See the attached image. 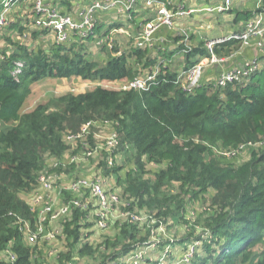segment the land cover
Masks as SVG:
<instances>
[{
    "label": "trees",
    "instance_id": "16d2710c",
    "mask_svg": "<svg viewBox=\"0 0 264 264\" xmlns=\"http://www.w3.org/2000/svg\"><path fill=\"white\" fill-rule=\"evenodd\" d=\"M22 1L0 0V10L4 2L13 5ZM239 16L247 20L251 12ZM8 26L23 34L19 23ZM115 26L107 27L105 35L118 28V24ZM39 33L47 31L35 30L32 36ZM91 36L85 40L90 41ZM6 40L14 47L0 55V122L4 125L0 130V253L10 246L16 255L14 264H44L41 255L34 256V248L25 242L19 230V220L29 221L34 228L36 217L21 194L36 187L38 175L49 158H61L69 152L72 145L66 140L68 134H77L85 124L105 121L114 126L120 146L131 148L135 154V171H128L123 179L117 176L118 167L107 166L106 161L100 163L105 170L103 175H111L110 182L115 180L112 190L127 195L126 210L135 206L145 208L143 211L161 221L162 216L182 208L179 194L164 190L171 184L178 183V189L192 198L213 190L211 212L204 219L210 239L199 241L201 248L189 264H264V246L255 253V247L264 244V149L253 150L251 157L238 167L222 162L214 154L219 148L234 151L241 144L255 145L264 140V66L245 81L224 88L208 82L186 93L174 83L176 73L169 70V65L160 64V74L148 89L97 86L52 98L21 113L34 81L48 77L133 81L150 72L157 59L150 49L133 44L124 51L112 46V53L103 44L101 50L108 54L102 63L91 58L83 40L54 42L46 50ZM201 43L202 46L185 53L184 68L197 62L191 59L196 55L209 56ZM239 48L240 42L232 40L214 47V53L230 55ZM260 57L264 61V54ZM19 61L22 66L13 74ZM149 163L159 167L154 171V179L138 174ZM62 168L55 171H64ZM88 216L84 209L72 210L62 232L67 250L57 254L56 264L72 262L75 254H94L93 240L83 242L84 230L93 224L86 223ZM113 224L119 243H110L106 238L104 249L116 245L120 252L109 255L101 264L123 260L145 242L141 233L150 236V229L129 220ZM190 242L171 244L181 247ZM175 254L180 257L179 252ZM174 258L170 257L168 264H173Z\"/></svg>",
    "mask_w": 264,
    "mask_h": 264
},
{
    "label": "built area",
    "instance_id": "2783aa9c",
    "mask_svg": "<svg viewBox=\"0 0 264 264\" xmlns=\"http://www.w3.org/2000/svg\"><path fill=\"white\" fill-rule=\"evenodd\" d=\"M233 0H222L217 4H211L206 7L186 8L182 4H176L175 0H144V10L151 13V17L142 20L135 32L133 33V45L138 48H147L151 51L157 49L159 39L155 34L162 29H172L179 20H182L191 14H198L202 11L210 13H222L229 11L232 8ZM138 0H91L89 4L83 6L77 16L69 13H62L58 8L46 3L44 0H37L34 11L37 19L35 24L40 31L46 30L54 35V40L57 43H67L72 37L85 38L94 33L96 26V13L118 10L126 14V17L131 20L133 18L132 11L135 9ZM3 8L0 10V31L8 26L7 19L8 10L12 6L8 2L3 3ZM114 28L112 30H115ZM183 39L186 43L178 45L181 47L179 52L185 54L192 50L188 45L190 33L180 28ZM132 33H127L131 35ZM110 35L106 37H98L97 45L108 44ZM203 47L209 52V56L200 57L197 62L184 68L176 73L174 83L184 92L190 93L195 90L203 80V73L207 66L225 62L214 53V47L217 45L236 40L240 42V48L245 46H255L260 55L264 54V1L259 0L255 10L251 12V16L245 20L240 30L234 31L227 35L203 40ZM162 42V41H160ZM168 65L167 61H161L156 64L150 72L144 76H139L133 81L127 83V88H134L137 90L148 89L150 82L155 80L160 74L161 65ZM22 62H17V67L13 74L19 72ZM260 68L258 57L248 59L238 65L229 69L221 71L215 81L214 85L218 88H224L228 85L239 83L247 80L255 71ZM90 123L81 127L77 134H68L66 140L72 145L73 149L84 148L83 155H72L65 158H51V165L46 166L38 175L36 187L29 192L31 199L28 201L31 211L36 213L34 228L29 221L19 220V230L23 235L27 244L33 248V243L41 236L46 238H54L55 234L63 235V225L67 221L73 209L81 208L88 211V220L94 221L100 230H106L114 222L118 220H129L132 223L144 225L150 229V233L156 232L164 233L165 229L161 221H158L147 211H135L120 209L121 198L117 190H112L110 179L103 175H96L92 178L88 176H81L74 178L71 182H66L64 171H55L56 168L70 166L74 163L84 164L87 158L93 156L96 149H89L85 145L82 138L87 133ZM117 135H113L107 142L108 151L115 150L118 146ZM254 146L251 142L241 144L236 150L230 151L233 153L244 149L246 147ZM228 153V154H229ZM111 166L112 162L109 161ZM57 180H59L57 184ZM55 183L58 188L55 187ZM55 191L56 194H51ZM55 223H59V228L56 229ZM158 224V226H155ZM48 226L52 227L50 232H46ZM50 229V227H49ZM85 231V230H84ZM151 234V236H152ZM90 240V235L87 237ZM92 240V239H91ZM199 241H192L183 244L181 247H174L171 243L162 247L160 255L153 261L155 264H168V260L173 253L179 252L180 257L171 259L173 264H189L195 257ZM138 244L136 248L130 252L123 260L114 259L108 261L106 264H153L149 263L148 257L143 256L144 247ZM148 247V246H147ZM151 247V245H149ZM175 249V251H174ZM147 252V251H146ZM5 258L0 261V264H14L16 260L15 253L10 249V246L3 252ZM175 256V255H174ZM140 261V262H139ZM146 262V263H145ZM67 264H72L67 263Z\"/></svg>",
    "mask_w": 264,
    "mask_h": 264
},
{
    "label": "rangeland",
    "instance_id": "374dc122",
    "mask_svg": "<svg viewBox=\"0 0 264 264\" xmlns=\"http://www.w3.org/2000/svg\"><path fill=\"white\" fill-rule=\"evenodd\" d=\"M37 0H24L20 4H13L8 10V16L7 19L9 21V24L12 22H17L23 27V34L20 35L18 31L10 30L9 26L4 27L0 31V55L3 54V52L7 53L9 52L14 46L9 43V41L6 40V38H9L11 41L14 42H20L28 47H42L43 49H49L51 45L54 43V35L52 33L47 32L46 34L39 33L37 37L32 36V31H40L37 28V25L35 24V21L37 19L36 13L34 11V6ZM46 3H49L50 5L54 7H59V5H64L66 8L73 7V5H78L79 0H44ZM255 0H233L232 1V13H236L238 11H250L255 10L256 3L253 5L252 2ZM209 3L217 4L219 3L218 0H209ZM253 5V7L251 6ZM57 5V6H56ZM82 5V3H80ZM252 8V9H251ZM254 8V9H253ZM67 10V11H69ZM112 13L110 15L111 22L107 21V23H103V25H98L95 27L94 31L97 29L98 33L97 36L96 32L92 34V38L90 41L85 40L84 38H76L72 37L67 44L71 42L79 43L80 41H84L85 47H87L88 53L91 56V58L101 61L102 63L105 61L108 52L105 50H101V47H99L96 42L97 38L100 37H106L105 32L107 27L112 25L113 27H116L115 25L118 24V28L115 30H110L109 35L110 39L108 41V44L106 46L109 53H112V46H116L120 51H124L130 47V44L133 43V32H134V23L133 20L131 21L129 25V20L127 17H125L123 14H121L120 11L115 10L111 11ZM229 12L224 11L222 13H210V12H200L196 16V18H204L207 19V17H211L213 22L217 25L219 22H222L225 20V15H227ZM133 15V14H132ZM103 18V15H102ZM123 18V19H122ZM195 17H188L186 18L192 19ZM185 19V20H186ZM239 20V19H238ZM241 20V19H240ZM175 26L172 28L174 29ZM181 27H178L177 29L173 30V37H172V43L175 46H172V48H176L178 45H182L186 43L183 39L182 33L183 31H180ZM185 31L189 32L188 29L182 27ZM221 29H217V31H220ZM171 31V30H168ZM214 31L207 33V37H203V40L210 39V36H214ZM127 33H132L131 35H127ZM190 33V32H189ZM190 35V34H189ZM171 38V37H170ZM202 40L194 41L193 37L190 36L188 40V45L194 49L198 46H202ZM201 43V44H200ZM164 44L158 45L162 47ZM240 49V48H239ZM238 49V50H239ZM242 49V47H241ZM161 49H156V53ZM236 52V51H235ZM235 52L231 53L230 55H227V53H223L219 56H217L220 59L229 60L234 55ZM167 54V53H166ZM171 53H168V55H164L163 57L169 56ZM178 58H174L173 66L176 68L178 63H185L186 58L185 54H177ZM180 59V60H179ZM260 59V60H259ZM165 60V59H164ZM162 59V61H164ZM260 68L264 66L263 59L259 56L258 57ZM166 61V60H165ZM180 61V62H179ZM182 61V62H181ZM160 63V60H157L158 64ZM223 61L221 64H224ZM155 64V65H156ZM176 64V65H175ZM172 66V69H173ZM220 64L217 65L215 72L210 76L201 81V84H205L208 82H214L216 79V73L218 70H220ZM210 68V66H207L204 70V73ZM146 71V70H145ZM147 73V72H146ZM203 73V74H204ZM128 80H120V81H91V80H84L80 77H71V78H54V77H48L43 78L38 81H34L30 85V94L26 98L24 104L21 107L20 112L25 113L33 110L37 105L39 104H46L48 101H50L52 98L59 97L61 95L71 93V94H78L82 92H86L89 90H92L93 88L97 86H101L107 89H114V90H121L127 88ZM4 128V125L0 122V130ZM117 135V133L114 130V126H112L111 123L101 121V122H93L88 126L87 133L82 138V141H84L85 145L89 149H96L93 156H90L87 158V162L84 164L81 163H74L72 166L62 168L65 172V180L66 182H71L76 177L81 176H88V178H92L96 175H103L104 169L102 166H100V163L102 161L112 162V165L110 167H118L119 172L117 176L121 179H123L128 171H135V163H134V152L129 147H121L120 146V138L117 135V141L118 146L113 151H108L107 149V142L110 140V138L113 135ZM92 140V142L90 141ZM264 149V140L256 143L254 146L249 148L241 149L232 156L233 153H229L230 150H224L219 148V151L217 150L214 152L215 156L220 159L222 162H229L233 164L234 166L238 167L241 165L242 162L246 161L251 157V153L253 150L260 151ZM84 148L77 149V151H69L65 156V158L70 157L72 155H83ZM229 153V154H228ZM223 158H226L228 160H225ZM52 163L51 158L47 160V165L50 166ZM108 166V163H107ZM108 167L107 169H110ZM162 167V166H160ZM146 170L144 172H138L141 176H143L146 179H154V171L158 169V166L147 164ZM106 169V170H107ZM105 176V175H103ZM109 177L111 175H108ZM105 176V177H108ZM108 177V178H109ZM59 180H57V184ZM111 185L115 184V180L109 181ZM57 184L55 183V187L58 188ZM178 183H173L169 187L165 188V192L177 193L179 194V203H181L182 208H180L178 211H174L172 214H168L165 216H162L161 222L165 229L164 233L156 232L154 234L150 233V236L148 233H141L140 237H143L145 239V242H142L141 246L144 247L145 250H143V256L148 257V262L155 264L153 261H156V258L160 255V252L162 251V247L167 245L168 243H179L182 241H202V240H209V230L204 225V219L210 214V198L212 194L214 193L213 190H208L206 194H200L197 198L190 197L189 194H186L178 189ZM120 198H121V205L120 209H125V206H127L128 199L127 195H124L121 191ZM24 200H28V197L30 196V193H23L21 194ZM175 205V204H174ZM145 208H139L138 206H135L133 210L135 211H141ZM85 223V222H84ZM86 223H93L86 227V230L83 232V242L88 240V236L90 235V239L93 240L94 246L96 247V250L93 255L91 256H81L78 254L74 255V259L71 262L72 264H101L105 260H107V257L109 255H112L114 253L120 252L119 246H111L108 245L104 249V240L108 238L110 240V243H112L117 234V228L115 227V224L111 225L108 229L103 231L96 226L94 221L87 220ZM56 229L59 228V223H55ZM50 227V229H49ZM52 230L51 226H48L46 228V232H50ZM147 232V231H145ZM98 233V234H95ZM152 234V236H151ZM54 238H46L43 236L39 237L33 244V252L34 256L41 255L42 261L44 264H56L57 260V254L60 252H64L67 250L66 246V240L62 234H55L53 236ZM26 242V241H25ZM118 241L115 240V243ZM119 243V242H118ZM151 245V247H149ZM148 246V247H147ZM264 244H258L255 247V253H259L260 250L263 248ZM178 248V246H174ZM201 244L198 246V250H200ZM41 251V252H40ZM147 251V252H146ZM175 251V249H174ZM41 253V254H39ZM175 255V256H174ZM171 257H177L175 253L171 255ZM140 262V261H139ZM131 264H134L132 260L130 261ZM146 263V262H145ZM129 264V263H128ZM137 264V263H136Z\"/></svg>",
    "mask_w": 264,
    "mask_h": 264
},
{
    "label": "crops",
    "instance_id": "0c3cea01",
    "mask_svg": "<svg viewBox=\"0 0 264 264\" xmlns=\"http://www.w3.org/2000/svg\"><path fill=\"white\" fill-rule=\"evenodd\" d=\"M90 1L91 0H79L78 5H73V7H70V10H69V8H66L64 5H59V7H57V8L60 11L64 10V11H66V13H69V14H72L74 16H77L79 10L83 6H86L87 4H89ZM208 1L209 0H175V3L177 5L178 4H182L186 8H197V9H200V8H203V7H206L208 5L213 4V3H209ZM218 1L220 2L222 0H218ZM258 1L259 0H255L254 2H252V4L253 5L255 3L257 4ZM80 3H82V5H80ZM252 4H251V6L253 7ZM144 6H145L144 5V0H138V3L136 5L135 9L132 11L133 18H131V20L128 19L129 20V25H130L131 21L133 20L134 30L137 29L138 24L142 20L148 19V18L151 17V13L149 11H146V10L143 9ZM67 10H69V11H67ZM230 10L232 11V8ZM231 11H228L229 13L227 15H225L226 19L223 20L222 22H219L217 25L213 22L211 17H207V19H204L202 17L201 18H196L195 15H197V14H191L188 17H195L196 19L192 18V19H195V20H191V19L187 20L186 18H188V17H186V18H184L182 20H179L177 22V24L175 25L174 29L165 28V29L159 30L155 34V37L159 39V44L158 45H161L162 43L164 45L162 47L158 46V49H161V50H159L157 53L155 52L156 50L151 51V52L155 55L157 60H160V62L162 61V59L163 60L165 59L169 63L168 65H169V70L170 71L178 72V71L184 69L185 63H183V65L181 63H178L176 68H174L175 66H173L174 58L175 59L178 58L177 57L178 53L181 54L179 52V49H177L178 46H176V48H172V46H175V45H173V43L171 41L172 37H173V32H174L173 30L177 29L178 27H181V28L184 27V28H186L188 30L190 29L189 30L190 36L193 37L194 41L200 40V37H202V36L209 38L207 36V33H210V32H212L214 30H215L214 36H210V39L211 38L221 37V36L227 35L229 33H232L234 31L240 30L242 25H243V23L245 22V20H243L239 16V14H241V13H243L245 11H238L235 14L232 13ZM110 12L111 11L102 12V13H100V12L96 13L95 16H96V21L97 22H96V26L95 27H97L98 22H99L100 26L103 25V23L104 24L107 23V21L111 22L112 19H111L110 15L112 13H110ZM213 13H215V12H213ZM121 14H123L126 17L125 13L121 12ZM102 15H103V18H102ZM217 29H221V30L217 31ZM168 30H171V31H168ZM94 32H96V30ZM96 34L98 36L101 33L99 32V34H98V31H97ZM108 35H109V33L106 36H108ZM160 41H162V42H160ZM101 46H103V45H101ZM101 46H99V47H101ZM168 53H171V54L169 56H167V57H163L164 55H168ZM259 56H261V55H260L259 51L256 49L255 46L242 47V49L240 48L239 50H237L235 52V55L231 59L226 60L224 64L219 63L221 67H220V70H218V72L216 73V77L223 70L229 69V68H231V67H233L235 65H238V64H240V63H242V62H244V61H246L248 59L259 57ZM200 57H203V56L196 55V57H192L191 59L195 60V61L196 60L198 61ZM219 64H215L213 66H210V68L206 71V73H204L203 79H205L207 77H210L215 72V69H216L217 65H219ZM172 66H173V69H172ZM50 193L54 194V195L56 194L55 191H51ZM30 199H31V197L29 196L27 201H29ZM103 231H105V230H101L100 233H102ZM95 234H98V233H95ZM3 258H5V255L3 254V252H1L0 253V261Z\"/></svg>",
    "mask_w": 264,
    "mask_h": 264
}]
</instances>
